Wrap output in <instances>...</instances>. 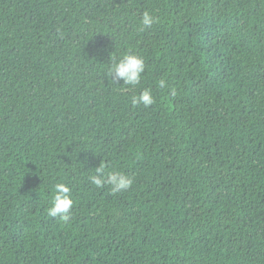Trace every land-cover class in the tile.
Here are the masks:
<instances>
[{
  "label": "trees",
  "instance_id": "16d2710c",
  "mask_svg": "<svg viewBox=\"0 0 264 264\" xmlns=\"http://www.w3.org/2000/svg\"><path fill=\"white\" fill-rule=\"evenodd\" d=\"M0 264H264V0H0Z\"/></svg>",
  "mask_w": 264,
  "mask_h": 264
},
{
  "label": "clouds",
  "instance_id": "9594fccd",
  "mask_svg": "<svg viewBox=\"0 0 264 264\" xmlns=\"http://www.w3.org/2000/svg\"><path fill=\"white\" fill-rule=\"evenodd\" d=\"M155 23V18L148 11H144L140 18V30L151 28ZM108 67L105 70V77L115 85L128 86L131 88L140 84L142 76L146 69L145 59L132 51L124 52L118 56L109 54ZM159 87H166V81L161 79ZM154 98L149 89H144L139 95L131 98L133 105L151 106ZM107 164L99 163L95 168V174L90 176V182L96 188L108 186L112 194L122 193L131 188L134 178L121 171H106ZM74 200L72 189L65 183H56L53 186L50 206L47 209V215L52 218L67 223L71 219Z\"/></svg>",
  "mask_w": 264,
  "mask_h": 264
}]
</instances>
